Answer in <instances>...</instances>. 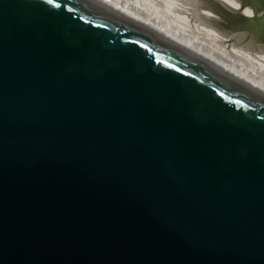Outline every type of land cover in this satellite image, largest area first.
I'll return each instance as SVG.
<instances>
[{
  "label": "water",
  "instance_id": "1",
  "mask_svg": "<svg viewBox=\"0 0 264 264\" xmlns=\"http://www.w3.org/2000/svg\"><path fill=\"white\" fill-rule=\"evenodd\" d=\"M0 264H264V106L72 0H0Z\"/></svg>",
  "mask_w": 264,
  "mask_h": 264
},
{
  "label": "rangeland",
  "instance_id": "2",
  "mask_svg": "<svg viewBox=\"0 0 264 264\" xmlns=\"http://www.w3.org/2000/svg\"><path fill=\"white\" fill-rule=\"evenodd\" d=\"M121 1L117 0L118 3H122ZM124 1V4L129 5L132 10L131 4H137L138 7L134 8L137 11L138 8L141 10L140 5L144 2ZM222 1L233 3L236 0ZM237 9L241 10L242 5L239 4ZM158 10L155 13L156 20L151 22L173 33L197 52L240 73V76L261 82V77H264V27L260 21H242L218 0H177L171 17L176 15L183 17L184 25L174 23L171 19L162 16ZM196 30L209 34L211 41Z\"/></svg>",
  "mask_w": 264,
  "mask_h": 264
},
{
  "label": "bare ground",
  "instance_id": "3",
  "mask_svg": "<svg viewBox=\"0 0 264 264\" xmlns=\"http://www.w3.org/2000/svg\"><path fill=\"white\" fill-rule=\"evenodd\" d=\"M72 1L79 3L100 17L130 31L158 49L178 58L217 81L229 86L245 97L264 106V81H262L264 77H261V82L248 80L242 77L243 75L240 76V73L231 70L228 66L208 58V56L201 52H197V50L191 48L192 46L189 47L190 45H186L185 42H182L180 38H177L173 33H169L165 28L151 22L156 20L155 13L156 10L159 9L158 12L162 16L171 19L176 24L184 25L185 22L183 17L177 15L171 17V14H173L175 10L177 0H141L144 2L143 5H140L141 10L138 8V11L134 9L138 7L137 4H131L133 7L132 10L129 5L124 4V0L121 1L122 3H118L117 0ZM218 1L230 8L231 12L235 13L236 18L238 16L242 21L258 20L264 27V0H236L242 5L241 10L237 9L239 4L236 1L233 3H226L222 0ZM140 11H142L141 15L139 14ZM196 31L202 34L208 41H211V36L209 34L203 33L200 30Z\"/></svg>",
  "mask_w": 264,
  "mask_h": 264
}]
</instances>
